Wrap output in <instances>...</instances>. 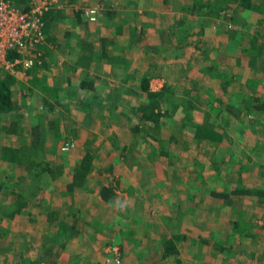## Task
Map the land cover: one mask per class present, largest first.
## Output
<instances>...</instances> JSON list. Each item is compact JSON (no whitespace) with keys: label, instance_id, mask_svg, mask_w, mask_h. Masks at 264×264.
I'll return each mask as SVG.
<instances>
[{"label":"rangeland","instance_id":"obj_1","mask_svg":"<svg viewBox=\"0 0 264 264\" xmlns=\"http://www.w3.org/2000/svg\"><path fill=\"white\" fill-rule=\"evenodd\" d=\"M33 1L36 0H31V2ZM122 1L75 0L78 4L75 7L79 8L80 16L83 19L92 21L91 31L94 30L93 26L100 22L103 11L107 9L106 4L110 6V3L113 2L116 3V15L112 18L113 26L124 24L122 28L127 27L129 29L130 27L126 23L133 21L135 23L132 28L137 27L138 23L141 25V20L145 15L139 16V8L137 6H130L127 9L121 8L120 4L123 3ZM213 1H208L209 5L201 9L204 12L196 10L192 13L187 9V17L179 15L166 16L159 19L163 21V26L169 22V29L173 31L176 40L179 39L181 27L184 28L185 43L182 47H177L175 51L177 55L185 54L187 58L198 49V52L203 51L206 53L205 47L215 51L223 49L225 43L219 36V32L221 34L224 33L222 30L233 34L237 29L238 34L242 37L257 35L259 49L252 56L239 60V64L232 65L237 70L241 69L242 81L246 79V76L255 79L256 96L247 98V104L252 107L255 102L257 103L256 98L264 100V28H262V24L257 25L253 17V11H256L258 13L257 19L264 23V17L259 15L261 6H264V0H253L250 8H247L250 10L247 15V9L238 3V0H224L223 5L217 6V9L221 8V11L216 14V5L213 4ZM70 5L71 2L67 3L66 1L64 8L67 9ZM90 9H94V12H91ZM165 11L168 10L165 9ZM92 14H94V19L91 18ZM213 15L218 19L213 21L211 19ZM150 19L155 20L157 18L151 15ZM75 25L76 23L74 22V28ZM201 25L206 28L207 33L210 30L213 32L211 40H204L203 42V36L192 31V28H201ZM73 27L70 25L69 17L64 16V19H60L59 23L57 22L52 26L51 34L55 35L56 40H59L60 46H62L64 44H62L64 38L62 33ZM147 27H150L151 30L155 28L152 25ZM94 34L96 35L97 33L93 31L92 35L94 36ZM121 35L126 36V34ZM91 38L93 37L91 36ZM123 38L121 37V39ZM43 42L44 44L45 42L50 44L46 38L40 44ZM147 44L150 43L147 42ZM39 45L35 49V52H37L31 56L34 60L41 61L39 59L41 55L42 60L49 62L50 65L42 71L47 78L48 86L49 84L52 86V84L58 83L62 87L64 82L67 84V81L71 78L63 80L55 76L51 55H46L44 50L38 48ZM188 46H191L189 53ZM137 51L140 54L139 50ZM209 52L212 53L211 50ZM22 55L26 56L23 53ZM54 56H56V53L52 54L53 58ZM219 56L222 58L223 54L220 53ZM144 57L149 56L145 55ZM214 59H216V56L210 54V56L204 58L203 62L207 64ZM61 60L64 59L57 57L56 62L59 64ZM30 66L19 65L18 67L26 70ZM4 70L13 73L15 67L13 70L6 68ZM82 71V68H80L77 75H81ZM87 72L89 70H86ZM191 73L193 74V71ZM58 80L64 82H57ZM72 81L63 90L69 89ZM29 82L30 80L26 78L23 85L19 83L13 86L14 104L19 101L17 106L24 107L18 109L15 106V108L8 111V115L6 113H1L0 115V183H3L10 173L15 176L12 183L19 184L15 187V192H21L22 196L20 198L22 197L24 202V205L15 212L13 204L17 197L16 194L14 192L4 193L2 192L3 189H0V264H97L98 252L103 254L102 259L105 264H122L123 258L121 254L119 257L120 261L114 262V256L109 252L114 250L117 245L119 249L121 248L119 240L121 234L115 231L117 226L110 225L111 218L113 219L114 215L117 218L115 224H118L121 217L136 221L134 218L140 213L143 228L150 230L149 227L152 229L154 220L162 218L163 213L167 212L168 207L171 206L169 202L174 200L176 204L177 200H182L180 196L183 197L186 190L187 199L182 200V207L184 212L189 213L191 206L187 201H189L191 196H189L188 192L198 189H189L190 185L198 184L201 185V189L206 188L212 183L216 171H222L223 174V171L233 163L229 161L219 165L221 169H215L213 167L214 162L208 163L205 161L207 160L206 156L204 158L200 157L205 154L203 147L197 155H192V158L189 156L187 151V135L189 134H187L185 129L183 131L179 129H183L182 127L187 128L186 120L189 117L195 120L197 116L202 114L207 116L213 113L212 110L207 109L208 106L206 104L202 105L204 106L202 110L195 109L193 111V109L189 108L188 112L187 97L180 92H174L175 95L171 98L164 97V95L160 96L159 104L156 105V110L161 113L167 107L166 116L163 117L161 115V124L164 123L163 120L171 113L172 121L179 126L171 127V121L168 120L169 122L162 125L161 130L153 129L150 125L139 122L141 119L137 117L138 107L142 103H146V99L144 101L141 98L146 97L130 88L127 91L128 94L122 92L120 96L121 91L118 90V85L114 82L112 88L108 91V95L104 99L100 98L96 106L91 105L88 108L90 116L86 117L94 119L91 124H95L100 120L96 123L97 126H90L88 122L73 123L71 121L72 114L69 111L71 107L65 108V106L61 107L54 103L55 101L52 99L59 95L57 92L63 93L61 89L47 88L42 91L34 87V85H29ZM115 94L118 96L117 99L114 97ZM171 99L172 101H169ZM103 101L108 104L106 107H104ZM42 102L55 104L51 108L53 114L52 123L55 124H44L48 115V112L45 111L44 114H47L40 116L41 121H43V132L39 139H34L31 136V130L29 131L31 123H29L27 116L29 110H38L37 108L42 105ZM36 106L37 108H35ZM134 107H136V111L133 109ZM253 110L249 112L248 118H255L257 123L261 122L263 120L261 115L256 114ZM255 111L257 112V110ZM56 114L62 117L60 118ZM209 121L210 119L208 118L206 122L208 123ZM133 123L139 124L137 134H132L130 144L126 148L124 146L122 148L120 140L113 133L120 132L123 134V131H127L126 128L132 127ZM260 131H262V136L259 137L263 139L264 143V128L262 127ZM150 132L153 133L155 138L154 146L152 145V147L158 150H148L150 142L146 138ZM67 138L72 139L75 145L69 151H62L61 145ZM86 151L92 154L93 168L86 175L84 182L69 192L64 188V184L67 180H70L72 167ZM157 154L159 158H157ZM158 159L161 160L158 162ZM30 160L49 162L53 169H60L61 172L56 175L51 170L41 171V166L38 167V165H28L27 167V162ZM73 160L75 163L70 165ZM111 160L116 161V163L110 165ZM142 163L145 164V168L142 167ZM187 164L195 169L192 174L195 176L189 177ZM162 168L166 170V173L161 172ZM35 170H39L37 175H33ZM217 177L225 180L224 175H218ZM106 183L111 184L112 192L109 193L108 198L103 199L100 195L101 193H99L98 186ZM213 185L216 186L215 184ZM158 191L160 196H158ZM212 194L221 196L217 191L212 192ZM173 195H176V197L172 198ZM196 195H199L198 190ZM116 200H130L128 208L126 207L124 211L113 208L112 202ZM193 200L192 198L191 201ZM195 200H197L196 197ZM147 203L150 206L146 215L140 208L142 204L146 205ZM134 205H137V208ZM155 216L157 217L155 218ZM27 223L30 229L26 231L24 227ZM61 229L70 232V238L74 234L73 239L66 241L64 245H61L59 241L65 239V237L68 238V236H64ZM43 231H47V233L50 231V234L52 232L55 234L48 237L51 238V241L49 239V242L46 240H34L35 237L39 238ZM109 239L114 240L113 242L115 243L113 245L109 244L112 243L108 241ZM50 242L56 243L51 244L54 245V248L49 249L48 243ZM131 243L132 241L128 243V246H131ZM132 252L135 253L136 251ZM137 259L139 262L143 259L146 263H151V260L148 259H153V255L145 252V256L137 257Z\"/></svg>","mask_w":264,"mask_h":264},{"label":"crops","instance_id":"obj_2","mask_svg":"<svg viewBox=\"0 0 264 264\" xmlns=\"http://www.w3.org/2000/svg\"><path fill=\"white\" fill-rule=\"evenodd\" d=\"M208 1L212 2V0H123V3L120 4L121 8L127 9L130 6H137L139 8V16L145 15L141 20V25L138 23L137 27L132 28L135 21L126 23L127 26L130 27L129 29L127 27L122 28L124 24H116L113 26L112 18L116 15V3H110V6L106 4L107 9H103L104 11L100 18V22L93 26V31L97 33L96 35L94 34V36L92 35L93 31H91L92 21L83 19L80 13L77 18L75 17L74 13H76L78 9L75 6L78 4L77 2H73V4L65 9L68 11L66 14L62 15V17L61 14L58 16L56 15L50 23H46V39L50 44L45 42L44 46L48 51V56L51 55L50 58L53 61V67L58 64L56 62L57 57L64 59L59 61V65L53 68L55 69V76L63 80L71 78L67 81V84L72 80L74 81L70 83L69 89L63 90L67 85L64 81H57L64 82L62 87H60L58 83H54L52 86L49 84L48 86L47 78L43 74L44 88H40V90L44 91L47 88H52L54 90L61 89L63 93L60 94L57 92L59 95L55 96V94L52 100H54V103H57L58 106H65V108L71 107L69 108L72 114L71 121L75 124L88 122L90 126H97L96 123L100 120L95 124H91V121L94 119L86 117L90 116V110L88 108L91 105L96 106L100 98L104 99L105 96L108 95V91L112 88L114 82L118 85V90L121 91L120 96L122 92L127 93L130 88L133 91L139 92L143 97H146L145 91L141 85L143 79L148 83V89L152 91H159L168 83L171 88L167 89L164 94V97L166 96L167 98L174 96V92L176 91L185 95V87L189 90L194 86L195 88L193 89H197L200 83H204V85L210 84L208 80L195 78L191 73V71L194 70H191L187 65L184 66L183 64L187 61L193 64L196 55L206 58L212 54L218 58L220 53L223 54V49L226 50L228 46H239L238 48L242 49L244 54L252 56L259 49V42L257 35L253 34L252 36L242 37L238 34L236 29V32L233 34L229 31L227 32L225 36V46L220 51L205 47L206 53L203 51L198 52V49L197 51L195 50L192 55H189L188 58L185 54L181 56L177 55L175 49L180 46L182 47L185 43L184 28L181 27L182 31L180 30L179 39L176 40L173 31L169 29V22L163 26V21L159 18L179 15H185L187 17V9L192 13L196 10L204 12L201 9L209 5ZM251 2H253V0H251ZM165 9L168 11H165ZM263 11L264 7L262 12H259L260 17H264ZM249 13L250 10L247 9L246 15ZM257 14L256 11H253L255 20L253 21L256 22L257 25L262 24V28H264V23L257 19ZM151 15L156 16L157 19H150ZM64 16L69 17L71 27H73L74 22L76 25L75 28L73 27L66 30L70 31V35L72 36L71 39L66 36V31L62 33L64 35L62 44H64L60 46V41L56 40L55 35L51 34V32L52 26L57 22L59 23L60 19H64ZM213 17L215 16L213 15L211 17L212 20ZM148 25H152L155 28L151 30L150 27H147ZM192 31L202 35L203 42L213 37V32L210 30L209 33H207L206 28L202 25L201 28H192ZM121 34H126V36ZM91 36L93 38H91ZM237 36H239V38H237ZM121 37L124 38L121 39ZM227 37L231 40L228 41ZM253 37H255L254 45L251 46L250 41ZM147 42L150 44H147ZM71 43L75 48L73 60L70 58V52L73 48H71ZM190 49L191 46H188V53ZM137 50H139L140 54ZM209 50H211L212 53H210ZM53 53H56L54 58L52 57ZM145 55L149 57H144ZM64 62L67 63V66L61 67V64ZM195 66L197 67V65ZM187 67L188 73L191 77L193 76L191 81L190 78L187 79ZM80 68L83 70L81 72L82 74L80 73L81 75H77ZM86 70H89V72L86 73ZM15 71L13 73H16ZM24 73L25 70H22L25 83L26 77ZM28 79L30 80V78ZM30 84L31 80L29 82V85ZM212 85L213 84H211L210 87ZM218 91L219 90H217V93L224 94V92ZM217 93L215 96H212L214 102H216L215 97L220 96L217 95ZM198 95H203V92H198ZM86 97L88 98L86 99ZM114 97L117 99V94H115ZM141 99L144 100L146 98ZM169 101H172V99ZM49 103L52 107L53 105L55 106L52 102H42L41 106H38V108L37 106L35 107L38 110H29V113L47 111L48 115L44 124L54 125L55 123H52V107L49 106ZM125 103L131 104L129 102ZM171 103L169 104L171 105ZM254 104L250 107L247 102L242 105L231 102V105L227 106L226 104L217 102V105L213 108L207 107L208 110H212V115L206 116L202 114L196 117V121L215 130L216 140L214 143H210L207 140L195 139V137L187 135V151L189 152V156L192 158V155H197L203 147L205 154L200 157L204 158L206 156L207 160L205 161L208 163L214 162L213 167L215 169H221L219 165L225 164L226 162L231 161L233 163L229 168L223 171V174L222 171H216L214 179H212L213 182L206 188L201 189V185L198 184L190 185L189 189L198 188L197 190L199 193V195H196L197 190L188 192L191 194L195 193L196 195L193 197L191 196L189 201H187L191 206L190 213L184 212L182 207V200L187 199L186 190L184 196H180L182 200H177L176 204L174 200L169 202L171 206L168 207V213L165 212V214L163 213L161 216L162 218L155 219L152 229L149 227L150 230L143 228L140 213L134 218L136 221L121 217L119 223L115 224L117 219L115 215L113 219L111 218L110 225L117 226L115 231L121 234L119 240L123 247V251H125L122 255V264H264V196H260L257 193H240L228 197L212 194L214 191L228 192L235 186L240 185L259 188L261 189L259 192L264 194V143L263 139L260 138L262 136V131L260 130H262V127L264 128V109H259ZM107 105L108 104L104 102V107ZM136 107L133 108L135 111ZM244 107H247L250 111L254 109L253 112L260 114L263 120L257 123L255 122V118H248V114H243L244 112L242 110ZM78 108H80V110H78ZM202 109H204V106H201L199 110ZM187 110H189L188 99ZM194 110L195 109H193V111ZM255 110H257V112ZM5 113L8 115L9 112ZM139 114L140 112H137V117L140 118ZM56 115L58 116V114ZM58 117L61 118L62 116L59 115ZM208 118L210 121L207 123L206 120ZM168 120L171 121V127L179 126L172 121V116L164 121L163 124H161L162 120L161 117H159L158 129L161 130L162 125L169 122ZM139 122L148 124L153 129L154 126H156L153 122L148 123L146 120H140ZM138 123H133L132 126L138 127ZM126 129L127 131H123V134L120 132L113 133L114 136L120 140L122 148L130 144V140L132 139L131 136H133L131 131L128 130L130 128ZM30 130L31 128L29 127V131ZM179 130L181 131V129ZM89 134H91V132H89ZM157 158H159L158 154ZM160 160L161 159H158V162ZM190 162L192 163V161ZM74 163L75 161L73 160L70 165ZM114 163H116V161L111 160L110 165ZM194 170L195 169L190 165H187L189 177L195 176L192 175ZM162 171L166 173L164 168L161 169V172ZM10 175L12 174L10 173ZM218 175H224L225 180L218 179ZM158 196H160L159 191ZM175 197L176 195L172 196V198ZM195 197L197 200H195ZM192 198L194 199L193 201H191ZM125 202L128 208L130 200H125ZM149 206L150 204L148 205V203L146 205L142 204L140 209L147 215ZM134 207L137 208V205H134ZM156 217L157 216H155V218ZM113 221L114 223H112ZM28 226L29 224L27 223L24 227L26 231L30 229ZM49 232L50 231H48V233L47 231H43L39 235V238L35 237L34 240L51 241V238L48 237H50V235L54 236L55 234H53V232L50 234ZM72 236L74 237V234ZM73 237H65V239H61L59 242L64 245L66 241L73 239ZM130 241H132L131 246H128ZM165 242H172L171 246H169V249L166 251L165 249L167 246ZM48 244L50 249L54 248V245L51 244L56 243L50 242ZM132 251L136 252L134 253ZM145 252L153 255V259H148L151 260V263H146L143 259L141 262L138 261L137 257L141 258L145 256ZM97 256L96 263L105 264L101 252H98Z\"/></svg>","mask_w":264,"mask_h":264},{"label":"trees","instance_id":"obj_3","mask_svg":"<svg viewBox=\"0 0 264 264\" xmlns=\"http://www.w3.org/2000/svg\"><path fill=\"white\" fill-rule=\"evenodd\" d=\"M11 2H13V4L19 5L23 8H26L28 6H30L31 4V0H10ZM66 1L67 3L70 1L71 4H73V2H75V0H63V5L60 8H50L48 9L44 15V21H45V25L43 28L44 31V38L47 37V28H46V23H50V21L57 15L61 14L62 15L66 14L68 11L65 10L66 8H64L66 6ZM238 3H240L241 5H243L245 7V9L250 8L251 5V0H238ZM213 4L216 5L215 7V13L217 14L218 12L220 13V9H217V6L223 5L224 4V0H214ZM264 6H261V12L263 10ZM58 13V14H57ZM218 13V14H219ZM75 17L77 18L79 15V8L76 10ZM221 18V15H220ZM218 18L215 16L213 17V21L217 20ZM224 33H220L219 32V36L220 39L225 43L226 41V30H222ZM66 36L71 39L72 36L70 35V31H66ZM212 38H210L211 40ZM254 39L255 37H253L250 41L251 46L254 45ZM227 40H231L229 37H227ZM233 45V44H232ZM77 46V45H76ZM237 46V45H234ZM73 47L72 43H71V48ZM237 47H233V46H228L226 48V50L223 49V56L222 58L219 56L218 58L214 59L212 62H208L207 64H204V58L201 57L200 55H196L195 56V60L193 64H190V62H186L185 64H183L184 66H188L191 70L193 71V75L195 78H201V80H208V85H204V83H200L198 84V88L197 89H193L195 88V86L192 89H187V87L184 88V94L188 99V107L191 109H197L199 110L200 107L204 104H206V106H208L209 108H213L214 106L217 105L218 103H222V104H226L231 105V102H236L239 105H242L244 103L247 102V98L248 97H255L257 90H256V83H255V79H252L250 76H246V79L244 81L241 80L242 75H241V69H235L232 67L233 64H239V60L241 59H245L248 58L249 55L248 54H244L243 50ZM38 48H41L42 50H44L45 54L48 55V51L46 49V47L44 46V42L42 44H40L38 46ZM35 49L37 48H32V49H27L23 52L24 55H29L31 56L32 54H35ZM71 55L70 58L71 60H73V57L75 55V48L73 47L71 50ZM20 54L18 53V51H16L15 49H11L7 56L10 59H13L16 56H19ZM22 55V54H21ZM39 59L41 61H37L34 60L32 65L30 66V68H27L25 70L24 76L26 78H30L31 80V85H34V87H36L37 89L40 88H44V78L43 77V73L42 71L48 66L50 65L48 61L42 60V56H39ZM69 62V61H68ZM19 65H21L20 63L17 64V66H15V72L16 73H10L6 70H4V68L0 67V113H5L8 112L10 110H12L13 108H15V106H17L19 104V101H16L14 104L13 101V86L21 83L22 85L24 84L23 78L21 79V77H23L22 75V68L18 67ZM59 64L54 65L57 66ZM197 65V67L195 66ZM199 65V67H198ZM62 66H67V63H62ZM188 67H187V79L191 78V75L188 73ZM204 72V73H203ZM204 74V76H203ZM192 83V82H189ZM188 83V84H189ZM187 84V85H188ZM203 84V85H202ZM213 84L211 87L210 85ZM142 88L145 91L146 94V103H142L139 107H138V112H140L139 116L141 118V120H146L148 123H154L156 124V126H154V129H158V120L159 117L166 116L165 111H163L162 113L156 110V105L159 103L160 101V96L164 95L166 93L167 89H170V84H165L161 90L159 91H152L148 89V83L146 82L145 79H143L142 83ZM172 85V84H171ZM217 90H219L220 92H224V94L221 93H217ZM218 91V92H219ZM198 92H203V95H198ZM217 93V95L220 96H216L215 97V101L213 100L212 96H215ZM43 99V98H42ZM257 103L255 102V106L257 108H261L264 109V100L263 99H259L256 98ZM49 106L52 107V105ZM18 109L22 108L24 106H17ZM189 112V110H187ZM244 113L243 114H250L249 113V109L247 107H244L242 110ZM44 114V112H35L32 114H28V119H29V123L30 124V128H31V133H32V138L34 139H39L41 133L43 132V121H41L40 116H42ZM171 114V113H170ZM170 114L167 118H165L163 121H166L169 117ZM188 117V115H187ZM187 128L182 127L183 129H181L182 131L185 129L187 134L195 137V139H200V140H207L210 143H214L216 138V132L213 128L211 127H206L205 124L203 125L201 122L196 121L194 119H192L191 117H189V119L187 118ZM130 131L132 134L136 135L137 131H138V127H130ZM154 137L153 134H149L147 136V140L150 142L149 144V148L148 150L151 149H157V148H153V141H154ZM148 146V145H147ZM154 146V145H153ZM127 146H124V148H126ZM161 149V147H160ZM158 150V149H157ZM10 155V154H9ZM11 156V155H10ZM93 157L92 154L89 151H86L85 153H83L80 158L78 159V161L74 164V166L72 167V171H71V177L70 180H67L64 184V188L67 189L69 192L75 188L76 186L81 185L84 180L86 175L90 172V170L93 168V161H92ZM38 161V162H35ZM157 161V160H156ZM155 161V162H156ZM27 167L28 165H38V167L41 168V171L44 170H51L54 174H59L61 172V170H57V169H53L51 166V163L47 162L45 163L43 160H30L29 162H27ZM162 163V162H161ZM188 165V164H187ZM143 168H145V164L142 165ZM40 171V172H41ZM37 173H39V170H35V172L33 173V175H37ZM15 179V176H12L9 174V177H7V179H5V181L3 183H0V189H3L2 192L4 193H12L14 192L16 194V200L14 205V209L15 212L18 211L23 205V199L22 197L20 198V196H22L21 192H15V187L18 186L19 184H15L12 183V181ZM213 182V181H212ZM240 185V184H239ZM111 184L106 183V184H99L98 188H99V193H101V197L103 199L108 198L109 193L112 192L111 191ZM7 189V190H6ZM261 189L259 188H255L252 186H246V185H240V186H235L232 190L228 191V192H218L221 196L223 197H228V196H232V195H238L240 193H251V194H258L260 196H264V194H261L259 191ZM189 196H196L195 193H188ZM191 212V211H190ZM189 212V213H190ZM62 234L65 236H71V233L66 231V230H62ZM60 232V230H59ZM109 242H113L114 240L109 239ZM65 242V241H64ZM166 243V250L169 249V246H171L172 242H165ZM169 243V244H168ZM62 244V243H61ZM63 245V244H62ZM121 246V244H120ZM123 252L125 253V251H123V247L121 246L120 248V254L121 256L123 255ZM103 255V254H102ZM114 264V263H112Z\"/></svg>","mask_w":264,"mask_h":264},{"label":"built area","instance_id":"obj_4","mask_svg":"<svg viewBox=\"0 0 264 264\" xmlns=\"http://www.w3.org/2000/svg\"><path fill=\"white\" fill-rule=\"evenodd\" d=\"M63 0H36L30 6L23 8L13 4L10 0H0V67L13 70L17 64L32 65V56L21 55L27 49H34L44 40L43 14L50 8H60ZM94 12V9H90ZM94 19V14L91 16ZM15 49L19 56L10 59L7 54ZM37 52V51H36ZM35 52V53H36ZM74 141L66 139L62 145V151H69L74 147ZM115 242L109 243L114 244ZM111 245V246H112ZM114 256V262H119V246L109 251Z\"/></svg>","mask_w":264,"mask_h":264},{"label":"clouds","instance_id":"obj_5","mask_svg":"<svg viewBox=\"0 0 264 264\" xmlns=\"http://www.w3.org/2000/svg\"><path fill=\"white\" fill-rule=\"evenodd\" d=\"M112 207L119 211H124L127 207V203L123 200H116L112 202Z\"/></svg>","mask_w":264,"mask_h":264}]
</instances>
